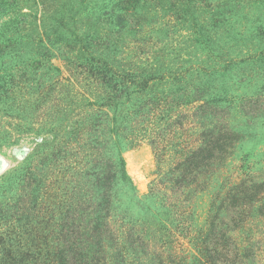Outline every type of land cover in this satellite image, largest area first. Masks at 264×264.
<instances>
[{
  "label": "rangeland",
  "instance_id": "374dc122",
  "mask_svg": "<svg viewBox=\"0 0 264 264\" xmlns=\"http://www.w3.org/2000/svg\"><path fill=\"white\" fill-rule=\"evenodd\" d=\"M0 264H264V0H0Z\"/></svg>",
  "mask_w": 264,
  "mask_h": 264
},
{
  "label": "trees",
  "instance_id": "16d2710c",
  "mask_svg": "<svg viewBox=\"0 0 264 264\" xmlns=\"http://www.w3.org/2000/svg\"><path fill=\"white\" fill-rule=\"evenodd\" d=\"M123 174L125 173L124 170H122Z\"/></svg>",
  "mask_w": 264,
  "mask_h": 264
}]
</instances>
